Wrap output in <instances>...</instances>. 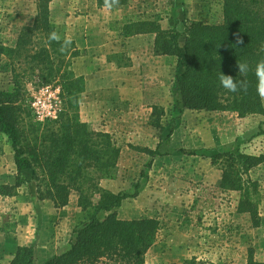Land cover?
<instances>
[{
	"label": "trees",
	"instance_id": "16d2710c",
	"mask_svg": "<svg viewBox=\"0 0 264 264\" xmlns=\"http://www.w3.org/2000/svg\"><path fill=\"white\" fill-rule=\"evenodd\" d=\"M131 1L115 0L112 8L127 6ZM51 2L38 0L34 24L23 29L24 37L17 48L26 47L39 36L46 41L30 59L47 73L41 75L45 83L57 82L61 86L67 111L42 130L40 126L32 125L27 131L22 125L23 108L18 104L24 96L21 86L16 81L14 92H0V154L3 153L1 137L5 136L11 143L18 171L16 185L0 186V195L17 196L19 188L26 182L22 173L32 171L41 201L50 200L57 209H63L72 194L78 196L79 212L73 231L76 240L69 250L44 264H146V254L160 230L159 221L119 219L117 210L123 201L135 195L114 194L100 186L102 180L118 178L121 148L111 134L90 130L79 120L85 79L75 74L73 61L81 57L82 52L73 41L66 45L65 40L49 39L51 33L57 35L50 19ZM96 2L99 8H104V0ZM222 2L223 21L215 25L190 22L186 26L183 46L179 44L182 35L175 24L172 23L169 30H162L160 15L144 20L127 18L121 35H155V55L177 59V66L184 69L175 77V92L181 94L183 105L181 114L187 109L231 111L240 118L264 115L254 73L255 65L264 60V0ZM12 52L0 46L1 54ZM238 62L249 66L248 88L231 93L220 86L218 77L222 72L238 78ZM163 113L162 109L153 108L152 125L158 129H162L160 118ZM150 154L156 157L159 153ZM211 160L222 172L218 187L223 192H245L246 200H241L238 206V212H245V205L252 206L251 191L259 186L250 178V172L264 164V154L254 156L228 151L214 155ZM37 168L43 170V179L39 178ZM42 183L45 184L43 190ZM136 189L138 191L139 186ZM103 213L106 216L101 219ZM33 261V247H22L11 264H33ZM181 264L212 263L193 258ZM247 264L264 262L255 261L251 250Z\"/></svg>",
	"mask_w": 264,
	"mask_h": 264
},
{
	"label": "crops",
	"instance_id": "0c3cea01",
	"mask_svg": "<svg viewBox=\"0 0 264 264\" xmlns=\"http://www.w3.org/2000/svg\"><path fill=\"white\" fill-rule=\"evenodd\" d=\"M78 1L80 5L78 10L81 13L79 16L64 0H52L50 3L51 19L55 24L59 39L73 41L77 49L82 52V56L74 62V70L77 75L85 79L83 114L92 117L94 109L91 108H94L97 98L99 103H96V106L102 103L105 107L107 102H115L113 106L115 109L133 111L129 113V119H126L124 115L113 123V132L116 136L119 134L117 140L124 147L121 161L123 157L128 156L127 153L130 151V156L139 161L137 164H140L141 170L147 165L149 168L156 165L155 169L159 177L165 173L169 174L171 171L163 170L160 163L171 162V158H175L171 156L181 157L182 149H184V144H181L182 132L185 130L183 124L186 123L187 126V121L192 117L196 119V116L202 120V114H210L211 117L206 118V121L203 120L205 128L202 126H199L200 129L198 128L199 135L195 141L197 145L193 149L196 154H201V156H203V152L199 148L201 143H205V139L208 138L206 141L212 140L217 145L215 149H219L220 144L225 143L224 129L229 133L226 127L231 124L234 128L233 133L236 131L235 136L248 129L255 131L258 128V123L263 120L260 116L263 115L239 118L231 113L197 112L184 109L173 130L166 128L162 122V129L159 131L153 129L148 125L151 110L154 107L165 111L172 108L174 99L171 100L170 95L174 89L175 77L181 75L184 69L177 66V59L173 56L155 55V35L140 34L130 37L121 35L124 27L123 22L127 18L136 17L144 20L152 18L154 15H160L162 30H169L173 21L176 29L182 35L179 43L183 46L186 38L184 33L188 23L202 22L215 25L223 21L222 0H217L219 1L217 11L213 9L215 4L212 2L214 0H132L129 5L117 9L99 8L96 1ZM32 22L29 21L28 26H31ZM181 108H183L182 104ZM86 109H88L87 113ZM248 124L250 126L243 129ZM193 127L196 128V124L195 126L190 125L188 129ZM240 127L242 131H238ZM184 133L186 134V132ZM127 136L128 139H126ZM156 136L158 143L154 146L152 141L157 140ZM188 138L192 140L191 137ZM145 139H148L147 141H150L151 145L140 148V141ZM187 142L189 143L188 139ZM4 145L3 153L0 154V186L12 187L17 183L18 171L12 147L8 144ZM235 147L236 151L240 150L241 153L256 156L249 150L241 149L238 145ZM232 148L233 146L218 152H227ZM145 149L159 154L152 157L151 152H146ZM230 152H234L233 149ZM118 166L123 168L121 163H118ZM262 167L264 164L255 170ZM182 172L184 175L176 174L180 177L176 180L177 183L187 185L188 181L204 180L211 185H217V187L220 183L218 175L211 171L202 174L199 169L195 172L194 169L186 168V171ZM141 175L143 177H140V182H138L139 189L136 197V202L139 203L143 199H147L146 194L151 191L153 186L152 181L147 177L148 170L142 171ZM22 177L26 179V182L19 188L17 196L0 195V264H11L18 249L22 247H33V264H44L65 253L74 243L73 231L76 226V215L79 212L77 197L72 195L65 208L57 209L53 202L38 199L32 172L24 171ZM174 184V182L172 184L171 181H168L164 185L166 193H169L170 196L175 193L172 187ZM121 208L118 211H121ZM9 212L15 214V219L11 222L9 221L11 218L8 216ZM123 214L121 211V216H124L123 220L131 219L129 218L130 213H125L127 216ZM258 234L259 232H257ZM258 260L264 261L260 258Z\"/></svg>",
	"mask_w": 264,
	"mask_h": 264
},
{
	"label": "rangeland",
	"instance_id": "374dc122",
	"mask_svg": "<svg viewBox=\"0 0 264 264\" xmlns=\"http://www.w3.org/2000/svg\"><path fill=\"white\" fill-rule=\"evenodd\" d=\"M64 1L69 7L73 8L77 16L81 15L78 10V7H80L78 0ZM91 1L95 2L96 0ZM212 3L215 4L214 11H217L219 1L214 0ZM37 10L38 0H0V46L14 51L9 54L0 53V92H14L16 81L21 86L24 96L18 104L23 108L21 112L22 125L27 131L32 129V125L40 126L42 130L51 121H56L62 112L67 111L63 101L61 86L57 82L45 83L41 79V75L47 73L42 69V66L33 64L30 59V56L34 55L46 41L39 36L33 38L31 44L26 47L17 48V45L21 43L24 37L23 29L33 26ZM29 21L30 23L33 21L31 26H28ZM51 22L53 23L52 19ZM59 40L66 39L60 38ZM75 60L73 61V69ZM75 74L77 75V72ZM175 90L176 87L174 85L170 95L171 100L174 99L172 108L167 111L163 110L164 113L160 118V121L170 130L174 129L177 120L181 118V94L175 92ZM84 96L85 93L83 99ZM83 99L78 109V117L81 123L87 124L90 130L109 133L118 141L119 134L117 136L114 134L113 123L116 122L117 118L124 115L126 119H129V113L133 111L130 109H115L113 107L115 102H107L105 107H103L102 103L96 106V103H99L97 98L94 102V108H91L94 109L91 114L92 117H88L82 112ZM178 103L179 105H177ZM87 112L88 109H86ZM120 112L123 114L121 113L120 115ZM218 112L231 113L238 116L237 113L231 111ZM151 113H153V110H151ZM151 113L148 125L159 131L158 128L152 125L154 119L151 118ZM208 117H211V115L202 114V120L196 116V119L192 117L187 121V126L185 125L186 123L183 124L186 134L182 132L181 144H184V149H182L181 157L171 156L175 157L171 158V162L167 164L160 163L163 170L168 169L171 171L169 174L165 173L162 174V177H159L155 169L156 165L154 167L151 166L152 168L147 165L141 170L142 168H139L140 164H137L139 161L130 156V151L127 153L128 156L123 157L121 161L124 147L118 141L121 148L118 163H121L123 168L121 169L118 166L119 171L116 180H102L100 182L101 188L111 193L135 195L123 201L121 206L123 215L127 216L125 213H130L131 216L129 218L131 219L129 221L138 219H156L159 221L160 230L156 242L146 254V264H181L193 258L212 264H247L251 250L255 261L260 262L258 258L264 260V167L255 170L257 167L250 174V178L258 183L259 186L256 190L251 191L252 206L245 205V212L243 213L238 212V206L241 200H246L244 191L223 192L217 185H211L204 180L188 181L187 185L176 181L180 178L176 174L181 173V175H184L182 171H186V168L188 170L194 169L195 172L199 169L202 174L211 171L218 175V179L221 181L222 172L219 168L213 166L211 159L214 155L223 153L218 152L219 150L225 151L230 149L231 146H233L234 153H241L240 150H234L235 146L238 145L241 149L249 150L256 156L264 154V115L260 116L263 120L258 123L259 126L255 131L248 129L241 132L243 134L240 133L235 136L234 133L236 131L233 133V125L226 127L229 133L224 129L225 143L223 145L220 144L217 150L215 149L217 148L215 147L217 146L215 142H212V140L206 141L208 138L205 139L203 137L205 143H201L202 145L199 146L203 156L196 154L193 148L197 145L195 141L199 135V126L205 128L203 120L206 121ZM195 124L196 128L188 129L190 125L195 126ZM248 126L250 125L244 126L243 129H247ZM238 131H242L241 127ZM229 135L231 136L229 137ZM128 136L126 139H128ZM157 136L155 137L157 140L155 142L152 141L154 146L158 143ZM188 137H191L192 140ZM1 139L3 146H5L4 144L11 146L7 137L2 136ZM147 140H141L139 147L151 145V142ZM154 146L152 147L154 148ZM177 168L181 169L178 170ZM147 170V177L150 178L153 186L151 191L146 194L147 199H143L139 203L136 202V186H139L140 177H143L141 172ZM36 171L39 178L43 179V170L37 168ZM32 180L36 183L38 194V183L34 180L33 174ZM168 181H171L172 184L173 182L175 183L172 185L175 191L171 195L172 197L165 191L164 185ZM44 187L45 184L42 183V190ZM72 195H75L78 199L76 194ZM118 210V217L123 220L124 216H121V211ZM8 216L11 217L9 218L10 222L15 219L14 212H9ZM105 216L106 214L103 213L100 218L103 219ZM257 232H259L258 235ZM73 239L75 242L76 236Z\"/></svg>",
	"mask_w": 264,
	"mask_h": 264
},
{
	"label": "clouds",
	"instance_id": "9594fccd",
	"mask_svg": "<svg viewBox=\"0 0 264 264\" xmlns=\"http://www.w3.org/2000/svg\"><path fill=\"white\" fill-rule=\"evenodd\" d=\"M114 2L115 0H104V8L106 9L112 8ZM49 39L58 40L59 37L56 35V33L53 32L50 34ZM64 43L67 45L70 44L71 41L66 39ZM61 50H63V47ZM237 68H238V78L236 79H234L232 76L225 75L222 72L218 77L220 86L231 93H236L241 90L246 91L248 88V82L246 76L249 72V66L246 63L238 62ZM254 73L257 78V84H256L257 94L262 100H264V60H260L255 65Z\"/></svg>",
	"mask_w": 264,
	"mask_h": 264
}]
</instances>
